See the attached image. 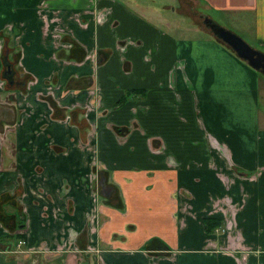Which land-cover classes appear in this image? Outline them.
Segmentation results:
<instances>
[{"label": "crops", "instance_id": "1", "mask_svg": "<svg viewBox=\"0 0 264 264\" xmlns=\"http://www.w3.org/2000/svg\"><path fill=\"white\" fill-rule=\"evenodd\" d=\"M181 1L0 0V264H264L258 71ZM189 1L264 46V0Z\"/></svg>", "mask_w": 264, "mask_h": 264}, {"label": "water", "instance_id": "2", "mask_svg": "<svg viewBox=\"0 0 264 264\" xmlns=\"http://www.w3.org/2000/svg\"><path fill=\"white\" fill-rule=\"evenodd\" d=\"M201 23L214 37L228 46L237 57L264 75V51L252 47L240 35L222 26L210 16L202 15ZM2 62L4 64L3 77L7 83H11L13 70L5 57Z\"/></svg>", "mask_w": 264, "mask_h": 264}, {"label": "rangeland", "instance_id": "3", "mask_svg": "<svg viewBox=\"0 0 264 264\" xmlns=\"http://www.w3.org/2000/svg\"><path fill=\"white\" fill-rule=\"evenodd\" d=\"M176 1L177 0H144V2H147L148 4H151V5H154V6H160V4L164 3V2L165 3L167 2L170 5L174 6V5L177 4ZM196 8H197V10H199L200 7L197 6ZM178 9L181 10V13L177 14V15H174L175 17H173V18L179 19L187 27L196 28V30H194L193 28H192V30L191 29L183 30V33H182L183 36L213 37V36H210L211 33L201 23L200 12H195V10L193 8H191V3H190L189 0H182L181 1V5H180V7H178ZM204 11H206V10H204ZM209 14L211 16L213 14L214 18L217 20V22L219 24H221L222 26H224V27L234 31L238 35H240L249 45H251L252 47H255V48L259 49V50L264 51V46H260L258 43H256L252 39H250L247 35H244L243 33H241V31L239 30V28L237 26H232L231 24L227 23V21H225L222 17H218L214 13H210L209 12ZM256 73H258V76L260 78V80H259V82H260L259 91L257 93V104H258L259 110L261 111L260 113H262V115H264V91H263V87H262V81H264V75L259 73V72H256Z\"/></svg>", "mask_w": 264, "mask_h": 264}, {"label": "trees", "instance_id": "4", "mask_svg": "<svg viewBox=\"0 0 264 264\" xmlns=\"http://www.w3.org/2000/svg\"><path fill=\"white\" fill-rule=\"evenodd\" d=\"M201 223L204 231H210L219 226L220 220L217 217L204 216L201 218Z\"/></svg>", "mask_w": 264, "mask_h": 264}, {"label": "built area", "instance_id": "5", "mask_svg": "<svg viewBox=\"0 0 264 264\" xmlns=\"http://www.w3.org/2000/svg\"><path fill=\"white\" fill-rule=\"evenodd\" d=\"M17 242H18V244H21V243H24V240L23 239H19Z\"/></svg>", "mask_w": 264, "mask_h": 264}, {"label": "flooded vegetation", "instance_id": "6", "mask_svg": "<svg viewBox=\"0 0 264 264\" xmlns=\"http://www.w3.org/2000/svg\"><path fill=\"white\" fill-rule=\"evenodd\" d=\"M25 242V241H24Z\"/></svg>", "mask_w": 264, "mask_h": 264}]
</instances>
